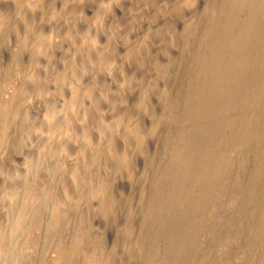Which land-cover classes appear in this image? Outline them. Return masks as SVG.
<instances>
[{"label": "rangeland", "instance_id": "obj_1", "mask_svg": "<svg viewBox=\"0 0 264 264\" xmlns=\"http://www.w3.org/2000/svg\"><path fill=\"white\" fill-rule=\"evenodd\" d=\"M0 264H264V0H0Z\"/></svg>", "mask_w": 264, "mask_h": 264}]
</instances>
